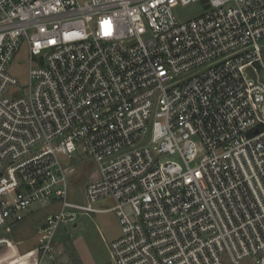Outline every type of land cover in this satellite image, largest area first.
<instances>
[{
	"label": "built area",
	"instance_id": "obj_1",
	"mask_svg": "<svg viewBox=\"0 0 264 264\" xmlns=\"http://www.w3.org/2000/svg\"><path fill=\"white\" fill-rule=\"evenodd\" d=\"M263 38L264 0H0V249L59 202L34 264H61L59 226L109 198L111 264H264Z\"/></svg>",
	"mask_w": 264,
	"mask_h": 264
},
{
	"label": "rangeland",
	"instance_id": "obj_2",
	"mask_svg": "<svg viewBox=\"0 0 264 264\" xmlns=\"http://www.w3.org/2000/svg\"><path fill=\"white\" fill-rule=\"evenodd\" d=\"M183 9V10H181ZM182 14L193 15L196 5L177 7ZM264 44V38L262 39ZM28 57L21 50L9 66V72L24 86L28 78ZM83 162V166L81 163ZM77 171L72 175L69 200L84 204V186L93 178V164L88 156H81L73 163ZM96 175V174H94ZM112 199H99L92 203L97 212L78 213L74 221L60 225L57 232L58 258L61 264H111L110 243L120 236L121 230L115 211L110 209ZM12 233V244L0 249V264H34L37 229L44 218L59 210V202L35 203Z\"/></svg>",
	"mask_w": 264,
	"mask_h": 264
},
{
	"label": "crops",
	"instance_id": "obj_3",
	"mask_svg": "<svg viewBox=\"0 0 264 264\" xmlns=\"http://www.w3.org/2000/svg\"><path fill=\"white\" fill-rule=\"evenodd\" d=\"M30 213L27 215V217H29ZM26 218V217H25ZM24 221V220H23Z\"/></svg>",
	"mask_w": 264,
	"mask_h": 264
},
{
	"label": "water",
	"instance_id": "obj_4",
	"mask_svg": "<svg viewBox=\"0 0 264 264\" xmlns=\"http://www.w3.org/2000/svg\"><path fill=\"white\" fill-rule=\"evenodd\" d=\"M256 131H257V130H256ZM256 131H255V132H256Z\"/></svg>",
	"mask_w": 264,
	"mask_h": 264
}]
</instances>
